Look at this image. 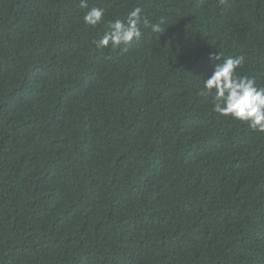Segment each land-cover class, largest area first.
Returning a JSON list of instances; mask_svg holds the SVG:
<instances>
[{
    "label": "trees",
    "instance_id": "1",
    "mask_svg": "<svg viewBox=\"0 0 264 264\" xmlns=\"http://www.w3.org/2000/svg\"><path fill=\"white\" fill-rule=\"evenodd\" d=\"M79 4L0 0V264H264V134L203 88L218 52L264 87V0Z\"/></svg>",
    "mask_w": 264,
    "mask_h": 264
},
{
    "label": "clouds",
    "instance_id": "2",
    "mask_svg": "<svg viewBox=\"0 0 264 264\" xmlns=\"http://www.w3.org/2000/svg\"><path fill=\"white\" fill-rule=\"evenodd\" d=\"M79 7L87 9L83 16L86 24L96 27L105 16L101 7L88 8L87 0H80ZM142 10L136 7L127 13L126 20L115 19L109 25V31L97 42L100 48H119L141 36ZM145 26L160 32V24ZM209 62L215 65L214 71L203 81V88L213 92V111L234 120L246 123L253 131L264 134V87H258L254 79L237 74L243 64V57L222 59V54H209ZM222 61L221 63H216Z\"/></svg>",
    "mask_w": 264,
    "mask_h": 264
}]
</instances>
